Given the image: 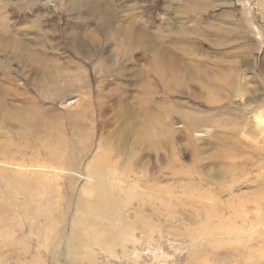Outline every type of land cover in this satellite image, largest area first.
<instances>
[{
    "label": "rangeland",
    "instance_id": "1",
    "mask_svg": "<svg viewBox=\"0 0 264 264\" xmlns=\"http://www.w3.org/2000/svg\"><path fill=\"white\" fill-rule=\"evenodd\" d=\"M263 107L264 0H0V264H264Z\"/></svg>",
    "mask_w": 264,
    "mask_h": 264
},
{
    "label": "bare ground",
    "instance_id": "2",
    "mask_svg": "<svg viewBox=\"0 0 264 264\" xmlns=\"http://www.w3.org/2000/svg\"><path fill=\"white\" fill-rule=\"evenodd\" d=\"M253 117L255 120V130L261 135L264 136V107L260 109H255V112L253 113ZM253 153V152H252ZM99 176V177H98ZM97 180L100 182V184H103V174L98 173Z\"/></svg>",
    "mask_w": 264,
    "mask_h": 264
}]
</instances>
